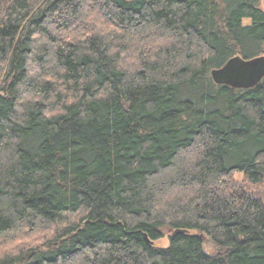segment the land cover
<instances>
[{
  "label": "trees",
  "instance_id": "16d2710c",
  "mask_svg": "<svg viewBox=\"0 0 264 264\" xmlns=\"http://www.w3.org/2000/svg\"><path fill=\"white\" fill-rule=\"evenodd\" d=\"M235 56L262 0H0V264H264V79L211 76Z\"/></svg>",
  "mask_w": 264,
  "mask_h": 264
},
{
  "label": "water",
  "instance_id": "95a60500",
  "mask_svg": "<svg viewBox=\"0 0 264 264\" xmlns=\"http://www.w3.org/2000/svg\"><path fill=\"white\" fill-rule=\"evenodd\" d=\"M264 8V0H262ZM215 83L236 89H248L264 79V56L245 59L241 56L230 58L222 67L211 71ZM180 231H176L179 233Z\"/></svg>",
  "mask_w": 264,
  "mask_h": 264
},
{
  "label": "rangeland",
  "instance_id": "374dc122",
  "mask_svg": "<svg viewBox=\"0 0 264 264\" xmlns=\"http://www.w3.org/2000/svg\"><path fill=\"white\" fill-rule=\"evenodd\" d=\"M206 241H207L206 247H207V249H209L212 246L211 241L209 239H206ZM156 244H158L159 246L165 247L169 244V242H168L167 238H164V239H161L158 242H156Z\"/></svg>",
  "mask_w": 264,
  "mask_h": 264
},
{
  "label": "bare ground",
  "instance_id": "6f19581e",
  "mask_svg": "<svg viewBox=\"0 0 264 264\" xmlns=\"http://www.w3.org/2000/svg\"><path fill=\"white\" fill-rule=\"evenodd\" d=\"M256 57H258V56H256ZM253 58H255V57H253ZM250 59H252V58H250ZM221 85V84H220ZM222 85H224V84H222ZM176 233V232H175Z\"/></svg>",
  "mask_w": 264,
  "mask_h": 264
}]
</instances>
